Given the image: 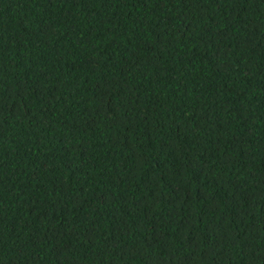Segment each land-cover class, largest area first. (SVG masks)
<instances>
[{
	"label": "trees",
	"instance_id": "trees-1",
	"mask_svg": "<svg viewBox=\"0 0 264 264\" xmlns=\"http://www.w3.org/2000/svg\"><path fill=\"white\" fill-rule=\"evenodd\" d=\"M0 264H264V0H0Z\"/></svg>",
	"mask_w": 264,
	"mask_h": 264
}]
</instances>
